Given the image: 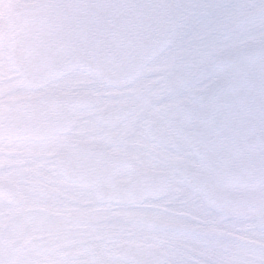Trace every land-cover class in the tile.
I'll use <instances>...</instances> for the list:
<instances>
[{
  "label": "snow or ice",
  "instance_id": "1",
  "mask_svg": "<svg viewBox=\"0 0 264 264\" xmlns=\"http://www.w3.org/2000/svg\"><path fill=\"white\" fill-rule=\"evenodd\" d=\"M0 264H264V0H0Z\"/></svg>",
  "mask_w": 264,
  "mask_h": 264
},
{
  "label": "flooded vegetation",
  "instance_id": "2",
  "mask_svg": "<svg viewBox=\"0 0 264 264\" xmlns=\"http://www.w3.org/2000/svg\"><path fill=\"white\" fill-rule=\"evenodd\" d=\"M215 2L242 3L246 2V0H215Z\"/></svg>",
  "mask_w": 264,
  "mask_h": 264
}]
</instances>
